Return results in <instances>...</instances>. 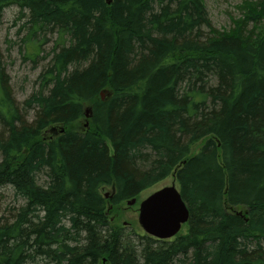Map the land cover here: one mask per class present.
Wrapping results in <instances>:
<instances>
[{
    "label": "trees",
    "instance_id": "16d2710c",
    "mask_svg": "<svg viewBox=\"0 0 264 264\" xmlns=\"http://www.w3.org/2000/svg\"><path fill=\"white\" fill-rule=\"evenodd\" d=\"M11 7L42 68L17 101L0 45V264H264V0L229 30L205 0H0V18ZM170 177L185 233L112 221Z\"/></svg>",
    "mask_w": 264,
    "mask_h": 264
},
{
    "label": "rangeland",
    "instance_id": "374dc122",
    "mask_svg": "<svg viewBox=\"0 0 264 264\" xmlns=\"http://www.w3.org/2000/svg\"><path fill=\"white\" fill-rule=\"evenodd\" d=\"M243 1L245 0H205L212 26L217 30H229L232 27V18H238L240 15L238 7L241 6ZM18 13L19 10L15 7L6 9L3 12L0 18V45L6 56L14 97L17 101L22 102L35 88V82L42 66L35 68L31 62H25L20 54L19 45L21 44L20 38L22 36L17 35V32L22 22L17 21ZM50 48L51 45L46 47L47 52ZM32 116L33 114H31ZM173 182V177H170L145 190L136 198V202L133 205H129V201L122 203L116 208L115 213L117 214L114 215L112 221L114 220L121 227L125 226L130 231L135 230L137 233L143 234L144 232L138 222L140 204L151 194L164 187L171 186ZM4 192L5 197L0 202V216L13 204L11 192L10 194L8 190ZM185 232L186 227L182 229L181 233Z\"/></svg>",
    "mask_w": 264,
    "mask_h": 264
},
{
    "label": "water",
    "instance_id": "95a60500",
    "mask_svg": "<svg viewBox=\"0 0 264 264\" xmlns=\"http://www.w3.org/2000/svg\"><path fill=\"white\" fill-rule=\"evenodd\" d=\"M86 116L89 117V110ZM135 202L133 199L128 204ZM189 220L190 212L175 183L156 191L140 204V227L147 235L159 240L174 238Z\"/></svg>",
    "mask_w": 264,
    "mask_h": 264
},
{
    "label": "bare ground",
    "instance_id": "6f19581e",
    "mask_svg": "<svg viewBox=\"0 0 264 264\" xmlns=\"http://www.w3.org/2000/svg\"><path fill=\"white\" fill-rule=\"evenodd\" d=\"M173 183H175V182H173ZM175 185H176V183H175ZM177 186V185H176Z\"/></svg>",
    "mask_w": 264,
    "mask_h": 264
}]
</instances>
